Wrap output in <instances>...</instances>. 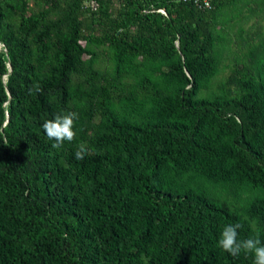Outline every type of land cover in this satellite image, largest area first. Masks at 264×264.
Listing matches in <instances>:
<instances>
[{
    "label": "trees",
    "instance_id": "1",
    "mask_svg": "<svg viewBox=\"0 0 264 264\" xmlns=\"http://www.w3.org/2000/svg\"><path fill=\"white\" fill-rule=\"evenodd\" d=\"M211 3L0 0V264H253L217 241L264 243V0Z\"/></svg>",
    "mask_w": 264,
    "mask_h": 264
},
{
    "label": "clouds",
    "instance_id": "2",
    "mask_svg": "<svg viewBox=\"0 0 264 264\" xmlns=\"http://www.w3.org/2000/svg\"><path fill=\"white\" fill-rule=\"evenodd\" d=\"M33 91L40 92V86L38 84L33 85V88L29 89V94H32ZM77 118V113L67 112L56 114L52 119L43 121L42 129L47 138L54 141L52 144L54 149H60L65 141L71 142L75 138L76 133L73 126ZM84 154L85 149L81 147L75 152V158L81 160ZM240 228L241 224L238 222L225 225L220 233L217 246L232 256H238L241 252L251 254L253 264H264V243L258 236L238 240V229Z\"/></svg>",
    "mask_w": 264,
    "mask_h": 264
},
{
    "label": "built area",
    "instance_id": "3",
    "mask_svg": "<svg viewBox=\"0 0 264 264\" xmlns=\"http://www.w3.org/2000/svg\"><path fill=\"white\" fill-rule=\"evenodd\" d=\"M196 4L200 9L206 10L212 7L211 0H185ZM94 3V2H93ZM163 13V11H161Z\"/></svg>",
    "mask_w": 264,
    "mask_h": 264
},
{
    "label": "rangeland",
    "instance_id": "4",
    "mask_svg": "<svg viewBox=\"0 0 264 264\" xmlns=\"http://www.w3.org/2000/svg\"><path fill=\"white\" fill-rule=\"evenodd\" d=\"M248 25H249V24H248ZM248 25L246 24L245 27L248 28ZM228 72H229L228 70H225V71L223 72V76L226 75V74H228Z\"/></svg>",
    "mask_w": 264,
    "mask_h": 264
}]
</instances>
